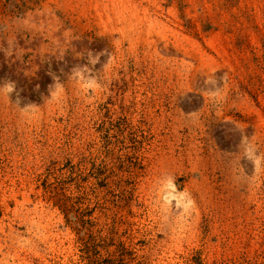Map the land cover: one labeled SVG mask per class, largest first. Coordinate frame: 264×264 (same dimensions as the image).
<instances>
[{"label": "rangeland", "instance_id": "374dc122", "mask_svg": "<svg viewBox=\"0 0 264 264\" xmlns=\"http://www.w3.org/2000/svg\"><path fill=\"white\" fill-rule=\"evenodd\" d=\"M5 79L0 264H264V0H0Z\"/></svg>", "mask_w": 264, "mask_h": 264}, {"label": "clouds", "instance_id": "9594fccd", "mask_svg": "<svg viewBox=\"0 0 264 264\" xmlns=\"http://www.w3.org/2000/svg\"><path fill=\"white\" fill-rule=\"evenodd\" d=\"M6 57H9L10 53L7 49H4ZM103 55H108V61L102 67L107 68V66L112 62V57L110 54L105 52L93 53L91 51L88 52V63L84 65H76L71 70V74L73 77H79V81L81 83V87L85 92L92 91L101 88L96 82V79L91 76V69L88 67L90 63L94 68L97 63L100 62V57ZM85 73H88V76H85ZM53 77L54 83L49 86L50 94L54 99L58 98L60 93L63 91V85L60 84V77L56 76L54 73H51ZM225 76L227 74L225 73ZM3 83V87L0 88V95L7 96L12 103L20 110L22 115L31 116L34 115L38 110L39 106L32 102H26L25 107L20 108L21 103H25L24 97L21 95L22 89L18 90L17 83L11 79H5L0 81ZM53 89H55L53 91ZM13 95L15 96V100H12ZM189 115H196V113H191ZM240 130V129H239ZM241 139L239 147L243 149V156L253 165V175L249 178V180H255L258 176L264 173V152L259 151L257 145L253 142L254 137L249 139L247 135L244 134V131L240 130ZM170 191L167 192V195L164 197L165 205L168 207H183L186 213H191L196 207V202L192 198L191 193L188 192L187 189L183 191L177 186L175 177L169 175L168 183L165 186ZM175 202V204H173Z\"/></svg>", "mask_w": 264, "mask_h": 264}, {"label": "bare ground", "instance_id": "6f19581e", "mask_svg": "<svg viewBox=\"0 0 264 264\" xmlns=\"http://www.w3.org/2000/svg\"><path fill=\"white\" fill-rule=\"evenodd\" d=\"M168 191H170V189Z\"/></svg>", "mask_w": 264, "mask_h": 264}]
</instances>
